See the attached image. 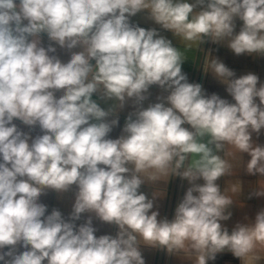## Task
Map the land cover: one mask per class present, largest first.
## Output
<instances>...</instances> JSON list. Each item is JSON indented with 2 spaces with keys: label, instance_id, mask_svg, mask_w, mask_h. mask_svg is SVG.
<instances>
[{
  "label": "clouds",
  "instance_id": "9594fccd",
  "mask_svg": "<svg viewBox=\"0 0 264 264\" xmlns=\"http://www.w3.org/2000/svg\"><path fill=\"white\" fill-rule=\"evenodd\" d=\"M207 43L264 57V0H0V264H146L144 248L264 264V207L223 223L245 206L242 175L264 198V82ZM189 58L231 99L190 82ZM177 177L169 219L156 202ZM50 192L72 193L67 216Z\"/></svg>",
  "mask_w": 264,
  "mask_h": 264
},
{
  "label": "crops",
  "instance_id": "0c3cea01",
  "mask_svg": "<svg viewBox=\"0 0 264 264\" xmlns=\"http://www.w3.org/2000/svg\"><path fill=\"white\" fill-rule=\"evenodd\" d=\"M134 23H138L141 27L150 28V27H159L155 25L151 20L146 18V14L141 13L136 17L132 18ZM238 28L240 22H237ZM238 30V29H237ZM163 35L167 36L169 39H173V43L176 44L177 41L172 37L170 32H162ZM45 46L47 45V38L44 37ZM206 50L211 48L213 49V55L218 56L228 67L233 69L237 76L247 74L252 72L260 77V81L264 82V57H255L249 56L247 54L242 56H235L230 50L226 47L214 45L211 43H207L203 46ZM63 60H67L68 56L64 53H58ZM203 54H196V63L199 65L202 63ZM191 58H189L182 66V70L187 73L190 82H198L203 85V87L207 90L209 94L212 92L218 93L221 97L231 99L227 93L225 92L224 86L219 84L211 74L204 75L201 68L198 67ZM152 96L149 98L150 101L155 100V96L158 94V89L153 87L151 90ZM149 101L145 102V106ZM131 110L130 106H126L123 111L120 112V125L115 128L111 133L113 138L117 137L120 133V129L123 126L124 118L127 115V112ZM256 139L255 135L253 137ZM258 142L264 143V131H262L261 136L259 137ZM241 179L245 181V192L240 197V199L244 202L245 206L243 208L238 206H233L231 209L233 212L232 219L225 223L229 228L233 226V224L237 220H241L245 214L249 216H254L255 212L260 208L264 207V198H252L247 199L248 187L247 184L249 182L254 181L255 177L249 176H241ZM223 185V181H220ZM188 187L187 181H183L180 178H173L169 184L167 185V195L163 199H158L156 204L159 208L161 216H168L171 219L174 214V209L179 199L183 196L184 191ZM142 191H145L150 195V189L148 187H143ZM73 200L72 193H66L62 196L56 193H49L47 196L42 197V202L46 203L49 206V211L53 207L59 208L62 213L67 216L71 210V203ZM94 226L97 227L98 232L97 235L101 234H115V229L102 225L98 221H94ZM146 264H180L175 257H169L164 252L157 251L154 249L144 248L142 249ZM209 264H239V261L232 257L230 253L219 254L217 256L216 261L209 262Z\"/></svg>",
  "mask_w": 264,
  "mask_h": 264
},
{
  "label": "built area",
  "instance_id": "2783aa9c",
  "mask_svg": "<svg viewBox=\"0 0 264 264\" xmlns=\"http://www.w3.org/2000/svg\"><path fill=\"white\" fill-rule=\"evenodd\" d=\"M25 130H27V129H25Z\"/></svg>",
  "mask_w": 264,
  "mask_h": 264
}]
</instances>
